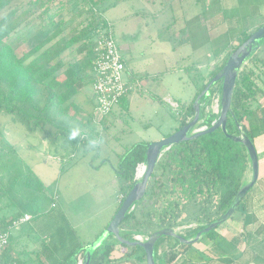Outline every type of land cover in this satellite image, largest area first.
Listing matches in <instances>:
<instances>
[{"label":"trees","instance_id":"1","mask_svg":"<svg viewBox=\"0 0 264 264\" xmlns=\"http://www.w3.org/2000/svg\"><path fill=\"white\" fill-rule=\"evenodd\" d=\"M73 1H83L89 12L86 20L76 25L73 22L82 12L75 13L69 20L66 18L67 6ZM101 1L0 0V116H12L27 130L41 131L52 141L62 137L72 143L74 149L87 138L95 143L101 142L103 132L110 126L107 115L98 121H94L93 115L85 118L84 109L77 101V96L93 82L96 37L107 26V20L95 9ZM227 1L219 0L223 4L222 11H230L225 5ZM248 3L245 6L251 12L246 14L247 17H264V0H248ZM239 16L241 14L236 13L232 17L238 19ZM224 17L229 18L227 15ZM263 24L264 20L260 21L257 28ZM240 30L242 43L255 29ZM234 50L228 53L211 77L223 67ZM261 66H264V55L257 52L241 69L227 124L229 134L238 135L244 132L253 143L256 132L248 128L249 119L256 112L264 117V70L258 71ZM211 77L203 79L197 85L195 98L204 90ZM214 93L215 89L212 87L211 96ZM208 99L210 98L203 97L202 104L208 102ZM194 101L183 104L181 126L193 116ZM205 105L201 123L210 126L217 119L218 113H206ZM99 125L101 129H98ZM146 148V143L137 144L122 156V171L119 174L125 180L118 209L135 182L138 163L145 161ZM6 151L15 154L17 148L8 142L0 130V167L4 169L9 164L5 159ZM14 159L17 160V157ZM16 165L17 161L14 160V166ZM251 166L246 146L230 137L222 128L172 145L158 161L146 194L121 223L122 235L133 239L136 232L149 236L161 228L184 225L181 218L182 208L190 202L201 204L202 214L196 220L199 225L192 229L194 234L198 233L207 226L206 222L216 219L228 210L248 181ZM16 176V181L21 185L20 193L31 192L36 196L47 193L48 186L29 165H25L24 170L17 165ZM5 194L6 192H0V200ZM33 205L40 212L41 205L37 201ZM18 217L10 219L6 213L0 214V231L11 230L13 220ZM215 229L206 234H214ZM58 230L63 237L70 236L63 228L59 227ZM66 238L61 239L63 252L57 258H54L53 248L45 241L41 242L39 249L28 251L27 254H35L34 264H44L43 258H52L48 264H77L79 258L84 257L86 244L80 242L78 246L71 247ZM16 239L18 238L11 236L8 247L0 254V264H30L31 257L21 258V254L14 256L10 251ZM171 239L174 240V243L169 242L171 250L161 256V243ZM117 244L131 247L118 242L111 235L95 252L92 264L110 262L108 256ZM178 246L184 247L186 243L170 235L161 236L156 244L158 264H169L176 256L172 249ZM131 248L130 253L142 251L143 254L137 260L145 261L143 248Z\"/></svg>","mask_w":264,"mask_h":264},{"label":"rangeland","instance_id":"2","mask_svg":"<svg viewBox=\"0 0 264 264\" xmlns=\"http://www.w3.org/2000/svg\"><path fill=\"white\" fill-rule=\"evenodd\" d=\"M222 3L219 0H102L97 4V13L111 23L120 53L133 72L127 108L118 103L107 114L111 124L103 132L101 142L87 138L74 149L62 137L52 141L41 131L27 130L12 116H0V130L17 148L15 154L6 151L9 164L5 169L0 167V192H6L0 200V214L6 213L10 219L24 214L33 216L13 230L12 236L18 238L10 249L14 250V256L19 253L21 258L31 257L30 264H34L35 254L29 256L27 252L39 249L42 236L56 227L69 232L73 243L86 245L104 231L125 180L119 174L122 156L137 144L160 140L180 128L183 104L196 99L197 85L211 77L228 53L240 45V29L256 30L264 20V17H247L251 12L245 6L248 0H228L224 3L228 8L224 7L231 12L222 11ZM66 12L67 20L82 12L74 25L89 15L83 1L69 2ZM236 13L241 17L233 19ZM261 48L258 52L264 55V43ZM263 70L264 66L258 69ZM213 88L215 93L209 103L206 101L205 111L219 114L221 82ZM80 96H87V102L96 105L92 84ZM90 105L83 115L85 118L93 115L94 121H98L101 116ZM14 160L21 169L29 165L34 170L48 186L46 194L20 193ZM36 201L41 205L40 212L33 205ZM201 212V204H185L181 218L186 227L173 228L185 235ZM170 241L173 240L161 243V256L170 251Z\"/></svg>","mask_w":264,"mask_h":264},{"label":"water","instance_id":"3","mask_svg":"<svg viewBox=\"0 0 264 264\" xmlns=\"http://www.w3.org/2000/svg\"><path fill=\"white\" fill-rule=\"evenodd\" d=\"M264 43V24L257 28L252 34L243 41L229 56L223 67L207 82L204 90L197 96L194 102L193 117L184 125L178 128L170 135L147 144L145 165L146 170L141 178H137L135 174V182L125 196L120 208L115 213L114 217L104 229V231L92 242L85 246V253L82 264H92V258L95 252L104 244V242L112 235L118 242L131 246L141 247L146 256V264H158L156 259V244L161 236L170 235L183 242L193 243L200 237L222 225L233 216L238 209L240 203L246 193L256 183L259 176V159L256 147L253 141L244 133L232 135L227 132V124L229 112L231 110L233 92L241 69L248 63L249 59L255 55L262 44ZM221 82V108L216 120L210 126L203 129H198L202 121V109L205 104H202L203 97H209L208 103L211 100V90L215 84ZM218 128H222L230 137L238 142L243 143L248 149L252 163V178L247 181L241 188L228 210L218 218L207 223V226L200 230L193 240H189L182 234L178 233L173 227H165L153 231L146 238L129 239L122 235L120 225L126 219L127 215L134 209L147 191L148 183L157 167L158 161L162 155L171 148L172 145L199 137L201 135L211 133Z\"/></svg>","mask_w":264,"mask_h":264},{"label":"crops","instance_id":"4","mask_svg":"<svg viewBox=\"0 0 264 264\" xmlns=\"http://www.w3.org/2000/svg\"><path fill=\"white\" fill-rule=\"evenodd\" d=\"M124 61L126 63V67H128L125 58ZM128 71L133 77V72L129 69ZM83 96H77V101L82 105L85 111L87 105H90V103L87 102V96L85 98ZM262 100H264V98H262ZM127 104L128 95L121 102L123 108H127ZM91 107H94L96 109L95 102ZM263 120L264 117L262 116V114L260 112H256L254 118H252V120L249 119L248 122V128L256 132V135L254 137V145L256 147L259 159V176L256 183L246 193L245 197L243 198L233 216L222 225L216 227L214 234L207 235L205 233L196 242H184L186 243V246H178L173 248L172 253H174V255L176 254V256L172 261L169 262V264H264ZM252 173L253 172L251 168L248 172V181L251 180ZM122 197L123 193L121 191L116 206L114 205L115 207L110 217L111 219H109L107 223H105L104 228L108 226L115 213L117 212ZM207 223L208 222H206V224ZM198 225V222L191 223L190 226H188V230L184 236L189 240H193L196 237L197 233L194 234L192 229L196 228ZM183 227H186V225H184ZM58 228L59 227H56L55 231L42 236V242L45 241L47 245L53 248L54 258H57L63 252L61 239L63 240L64 237L66 238V236L63 237L61 235ZM136 234L141 233H134V235ZM141 235L148 237V235L145 234ZM66 240L71 247L78 246L80 243L79 241H75L73 243V240L70 236L67 237ZM92 240L94 241V239ZM92 240L88 243L92 242ZM171 243H174V240ZM131 250V247L126 248L121 244L115 245L110 257L111 260L107 264H146V258L145 261L137 260V258L143 254L142 251H134L133 253H130ZM12 253L14 254V250H12ZM51 260L52 258L48 260L43 258L42 262H44V264H48V262H51Z\"/></svg>","mask_w":264,"mask_h":264},{"label":"built area","instance_id":"5","mask_svg":"<svg viewBox=\"0 0 264 264\" xmlns=\"http://www.w3.org/2000/svg\"><path fill=\"white\" fill-rule=\"evenodd\" d=\"M95 53L96 57L92 66V88L96 101L97 113L103 117L109 114L116 104L120 103V101L128 95L132 88V76L120 53L119 46L115 41L112 31V25L109 21H107V26L96 37ZM207 127L208 125H199L198 129ZM143 166L146 170L145 162L138 163L136 167L137 178H141L138 176V171ZM31 219L32 216L30 214H24L13 220L11 230L0 231V254L8 247L12 236V230ZM134 237L146 238L141 234H136ZM82 260L83 257H80L77 264H82Z\"/></svg>","mask_w":264,"mask_h":264},{"label":"bare ground","instance_id":"6","mask_svg":"<svg viewBox=\"0 0 264 264\" xmlns=\"http://www.w3.org/2000/svg\"><path fill=\"white\" fill-rule=\"evenodd\" d=\"M144 173H145V167L143 166V167H141V168L139 169V171H138V176H139V177H142V176L144 175Z\"/></svg>","mask_w":264,"mask_h":264},{"label":"clouds","instance_id":"7","mask_svg":"<svg viewBox=\"0 0 264 264\" xmlns=\"http://www.w3.org/2000/svg\"><path fill=\"white\" fill-rule=\"evenodd\" d=\"M73 135H75V134H73Z\"/></svg>","mask_w":264,"mask_h":264}]
</instances>
